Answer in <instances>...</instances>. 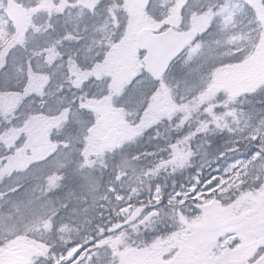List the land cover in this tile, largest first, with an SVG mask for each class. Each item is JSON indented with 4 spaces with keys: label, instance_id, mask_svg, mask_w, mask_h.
Here are the masks:
<instances>
[{
    "label": "snow or ice",
    "instance_id": "snow-or-ice-1",
    "mask_svg": "<svg viewBox=\"0 0 264 264\" xmlns=\"http://www.w3.org/2000/svg\"><path fill=\"white\" fill-rule=\"evenodd\" d=\"M0 264H264V0H0Z\"/></svg>",
    "mask_w": 264,
    "mask_h": 264
}]
</instances>
